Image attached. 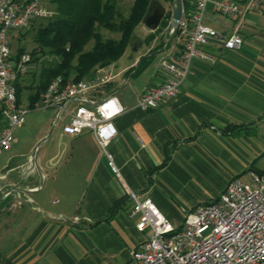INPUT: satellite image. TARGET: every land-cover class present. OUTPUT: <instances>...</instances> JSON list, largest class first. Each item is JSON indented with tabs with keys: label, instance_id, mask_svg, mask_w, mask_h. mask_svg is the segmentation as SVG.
I'll return each mask as SVG.
<instances>
[{
	"label": "crops",
	"instance_id": "0c3cea01",
	"mask_svg": "<svg viewBox=\"0 0 264 264\" xmlns=\"http://www.w3.org/2000/svg\"><path fill=\"white\" fill-rule=\"evenodd\" d=\"M193 2L188 0L190 7ZM205 23L224 33L235 25L211 12ZM139 26L142 22L135 29ZM239 30V50H221L214 66L195 62L178 96L154 110H140L136 100L167 79L161 64L180 53L177 38L165 39L160 48L158 37L130 44L123 54L126 61L119 63L122 55L112 63L117 76L108 89L117 94L124 112L113 120L117 135L107 150L122 181L89 130L70 136L62 124L55 133L53 128L37 150L36 165L32 152L48 126L26 150L11 151V145L2 153L0 264H127L143 239L127 216L131 201L105 220L126 196L125 187L140 199L149 198L177 226L176 217L217 198L231 179L264 172V1L259 11L245 16ZM149 31L140 29L136 40ZM16 41L12 37L14 58ZM145 56L148 62L134 74ZM167 152L168 162L148 175ZM18 198L25 202L12 208Z\"/></svg>",
	"mask_w": 264,
	"mask_h": 264
},
{
	"label": "built area",
	"instance_id": "2783aa9c",
	"mask_svg": "<svg viewBox=\"0 0 264 264\" xmlns=\"http://www.w3.org/2000/svg\"><path fill=\"white\" fill-rule=\"evenodd\" d=\"M264 0H194L182 12L175 32L180 34V53L162 62L168 72L159 86L145 89L136 100L142 111L157 109L175 99L195 62L214 66L221 50H239V27L247 14L259 11ZM208 12L235 21L227 33L205 23ZM53 15L50 0H0V156L14 141L32 110H56L54 125L78 136L89 130L108 166L122 181L107 147L116 137L113 120L124 112L117 94L108 89L117 74L112 64L96 67L79 81L54 77L32 105L23 106L16 84L29 71L31 56L14 58L12 37L38 19ZM30 190H37L32 188ZM131 201L127 212L143 239L131 250L127 264H264V172L249 171L246 179H231L215 199L184 214L175 226L149 199H140L125 187ZM24 199L11 203L20 208ZM77 221V218L73 219Z\"/></svg>",
	"mask_w": 264,
	"mask_h": 264
},
{
	"label": "trees",
	"instance_id": "16d2710c",
	"mask_svg": "<svg viewBox=\"0 0 264 264\" xmlns=\"http://www.w3.org/2000/svg\"><path fill=\"white\" fill-rule=\"evenodd\" d=\"M53 15L47 18V24L37 30L33 38L37 44L34 54L42 52L43 48L48 53L60 57V61L44 71V80L39 84L36 93L29 96L32 105L39 99L48 83L56 76L65 80L79 81L89 75L96 67L106 66L116 62L125 52L127 47L136 39L134 30L142 22L152 0H133L128 14L124 15L118 6V0H50ZM172 3L173 0H163ZM183 9L186 11L190 5L188 0H182ZM171 14L166 13L159 28L147 35L145 43L153 40L156 32L169 22ZM101 30L117 33L116 38H104ZM175 35V34H174ZM90 42L92 46L86 50ZM160 44L158 47H161ZM23 54L22 49L17 50L16 59ZM149 60V56L142 57L134 72L137 74ZM32 62V59H31ZM133 74V75H134ZM17 98L21 100V89L16 84ZM167 152L162 164L148 171L152 176L169 160ZM128 200L126 195L117 201L107 214L108 221L123 204Z\"/></svg>",
	"mask_w": 264,
	"mask_h": 264
},
{
	"label": "rangeland",
	"instance_id": "374dc122",
	"mask_svg": "<svg viewBox=\"0 0 264 264\" xmlns=\"http://www.w3.org/2000/svg\"><path fill=\"white\" fill-rule=\"evenodd\" d=\"M156 2L162 4L165 7L166 13L169 12L171 14V5L168 2H164L163 0H155ZM133 0H118V6L120 7L122 13L124 15L128 14L129 8L132 4ZM171 18V17H170ZM170 22V19H169ZM169 22L166 26H163L160 28L158 32H156L154 35L155 37L160 38V44H163L164 40L167 39L168 34H169ZM47 24V19H38L35 20L31 25L24 30L23 32L19 33L17 36V41L13 45V48L16 50L17 49H22L23 53H28L31 56L32 62L30 63L31 65L33 64V69L34 71L32 73H26L25 75L21 76V80L19 81V87L21 89V104L23 106H27L29 103V96L36 93L38 90L39 84L42 80H44V71L47 70L48 68L52 67L54 63L59 62L61 59L60 57L51 55L48 53V49L43 48L42 52H38L34 54V50H37V44L34 43L33 38L36 35V32L38 29L41 27H44ZM143 25V24H142ZM143 27H145L143 25ZM141 26L138 27V29H135V35L136 33H140V29H145ZM103 33L104 38H116L118 37L117 33H111L106 30H101ZM151 34L152 32H147ZM175 34V35H174ZM146 36L141 40H134L132 45H138L140 42H144V39ZM178 40L179 43V38L180 34L177 32H174L171 40L176 39ZM93 42H90V44L85 47L86 50H88L92 46ZM159 44V45H160ZM158 45V46H159ZM156 46V48H160ZM162 46V45H161ZM128 48V47H127ZM128 51V50H127ZM126 54L123 55L120 59V64L126 61ZM30 67V66H29ZM30 69V68H29ZM41 95V94H40ZM56 119V110H43V109H38V110H32L28 112L26 115V120L24 125L21 128H18L14 131V136L15 140L12 144V149L11 151H24L28 148V146L31 144L32 140L47 126L49 127L48 130L53 127L54 128V133L58 130L59 126L62 123L54 124V121ZM47 132V134L49 133ZM53 138L49 139L48 144L52 145ZM4 164V158L3 156L0 157V169L2 168V165ZM262 165H264V159L262 160ZM243 180L246 179V177L242 178ZM211 198V197H210ZM208 198V199H210ZM182 205L185 204V201H182ZM178 219L176 217V223L179 224L181 223L182 219ZM181 219V220H180Z\"/></svg>",
	"mask_w": 264,
	"mask_h": 264
},
{
	"label": "water",
	"instance_id": "95a60500",
	"mask_svg": "<svg viewBox=\"0 0 264 264\" xmlns=\"http://www.w3.org/2000/svg\"><path fill=\"white\" fill-rule=\"evenodd\" d=\"M170 5H171V18L169 22V34L167 37L168 41L171 39L173 33L175 32L177 25H178V21L181 19L182 12H183L182 0H173ZM165 15H166L165 7L162 4L156 2L155 0H152L144 18L142 19V24L146 28H148L151 32H154L159 28ZM139 61L140 60L137 61L136 66L139 63ZM52 130H53V127L50 129L49 133L44 137V139H42L35 145L33 152H32L33 164L36 165V153H37V150L40 144L49 137ZM2 198L3 196L1 195L0 201Z\"/></svg>",
	"mask_w": 264,
	"mask_h": 264
}]
</instances>
